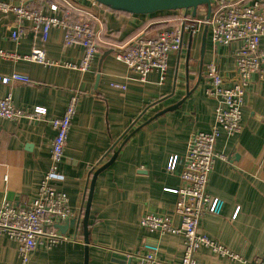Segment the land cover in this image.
Listing matches in <instances>:
<instances>
[{
    "label": "crops",
    "instance_id": "1",
    "mask_svg": "<svg viewBox=\"0 0 264 264\" xmlns=\"http://www.w3.org/2000/svg\"><path fill=\"white\" fill-rule=\"evenodd\" d=\"M260 1L264 4V0ZM50 2L62 3L58 16L67 14L72 21L93 20L100 46L92 68L81 72L72 67L80 65L84 49L79 45L65 46L63 29H52L42 44L40 33L26 22L24 36L15 43L11 34L19 21L13 13L0 12V50L23 57L35 48H43L55 64L0 59V79L14 73L29 78L27 84L13 85H4L0 80V99L10 94L15 108L44 107L48 117L53 118L62 116L71 97L79 94L60 165L64 179L53 184L56 190L68 195L75 217L82 207L83 214L86 210L96 170L118 149L119 153L114 163L97 177L88 221V245L81 224L71 228L60 223L56 229L72 241L51 249L39 246L29 264H85L86 249L88 264H138L135 255L144 254L145 245L158 246L160 260L180 264L184 237L150 233L140 226V220L151 212L173 218L174 225H180V218L174 215V190L181 186L182 165L178 163L172 174L167 172V165L171 158L180 160L185 155L193 133L210 131L217 102L207 96L205 66L214 62L227 86H231L237 74L236 53L241 43L216 45L210 28L201 25L195 34L184 36L179 53L169 56L164 80L158 73H151L146 82H140L138 75L117 61L114 54L134 45L139 37L155 36L161 28H172L191 18V10L138 16L105 10L93 0H29V6L49 14ZM204 16L207 8L200 7L196 19ZM260 48L264 50V38ZM252 80L257 77L252 76ZM54 136L55 131L47 122L0 118V204L6 196L14 206L25 207L37 195L50 167ZM215 150L227 156V161L216 162L207 191L222 199L224 208L219 216L204 214L199 230L246 260L262 257L264 86L248 87L241 133L234 138L221 134ZM196 260L197 264H241L207 248L196 253ZM0 264H22L17 243L6 235H0Z\"/></svg>",
    "mask_w": 264,
    "mask_h": 264
},
{
    "label": "built area",
    "instance_id": "2",
    "mask_svg": "<svg viewBox=\"0 0 264 264\" xmlns=\"http://www.w3.org/2000/svg\"><path fill=\"white\" fill-rule=\"evenodd\" d=\"M61 4L50 2L49 14H46L39 7H30L29 0H0V12L16 15L19 26L12 32L11 39L17 44L25 34L26 22L32 24V30L40 33L42 44L48 40L52 29H63L65 46L79 45L84 49L80 65L72 67L87 72L92 68L98 53L100 36L90 18L72 21L67 14L58 16L63 7ZM64 4L69 9L72 8L67 2ZM97 21L101 23L102 19L98 18ZM201 25L210 28L212 41L216 45L227 47L233 42L241 43L236 53V78L231 86H227L226 78L214 62L205 66L206 93L217 102L214 124L208 132L193 133L188 140L185 155L180 160L177 157L171 158L167 165V172L171 174L175 172L178 163L182 165L179 175L181 186L174 190L177 194L174 215L180 218V225L175 226L173 218L149 212L141 218L140 226L150 233L183 236L184 253L180 264H197L196 253L202 248L241 264H264V255L246 260L199 230L204 214L219 216L224 208V201L211 196L207 191L216 162L227 161V156L215 150L216 142L223 133L228 138L241 133L246 91L256 84L264 86V50L260 48L264 38V4L260 0H213L209 18L183 19L172 28H161L155 36L139 37L134 45L119 50L114 56L137 74L140 82H146L151 73H158L160 79L164 80L169 68V56L179 53L184 36L195 34ZM0 59L55 65L47 58L43 48H35L29 56L23 57L0 50ZM254 75L257 77L256 81L252 80ZM0 80L4 85L29 83L28 77L18 73L3 76ZM79 99V94L75 93L62 116L53 118L48 117V111L44 107L32 110L15 108L10 94L0 99L1 119L47 122L55 131L51 143L50 167L40 182L37 195L25 207L14 206L6 196L0 204V235H6L17 243L22 264H29L39 246L51 249L72 241L70 237L59 233L56 225L76 218L75 213L68 195L56 190L53 184L64 179L60 165L64 160ZM145 249L144 254L135 255L138 264H170L158 258V246L145 245Z\"/></svg>",
    "mask_w": 264,
    "mask_h": 264
},
{
    "label": "water",
    "instance_id": "3",
    "mask_svg": "<svg viewBox=\"0 0 264 264\" xmlns=\"http://www.w3.org/2000/svg\"><path fill=\"white\" fill-rule=\"evenodd\" d=\"M93 1L103 5L106 8H109L110 10L132 14V15H138V16L154 15L162 12L191 10L193 14L192 17L197 18L196 16L198 9L200 7H206L207 18H209L212 10L213 0H93ZM127 139L128 138L124 140L121 147L123 146V144ZM118 153H119V149L113 154L112 158L105 165H103L101 168L96 170V172L94 173L90 184L88 202L84 214L82 207L81 212L76 218H73L68 222H66V224L71 228H75V227L79 228L80 224L83 226L85 232L84 242L86 245H88L89 243L88 221H89L91 202L93 198L97 177L101 172L109 168L114 163V161L118 156ZM67 225H65V227H68ZM58 228L60 230H63V226L58 225ZM88 257H89L88 249H86L85 264H88Z\"/></svg>",
    "mask_w": 264,
    "mask_h": 264
},
{
    "label": "trees",
    "instance_id": "4",
    "mask_svg": "<svg viewBox=\"0 0 264 264\" xmlns=\"http://www.w3.org/2000/svg\"><path fill=\"white\" fill-rule=\"evenodd\" d=\"M173 12H176V11H171V12H162V13H173ZM157 14H159V13H157Z\"/></svg>",
    "mask_w": 264,
    "mask_h": 264
},
{
    "label": "rangeland",
    "instance_id": "5",
    "mask_svg": "<svg viewBox=\"0 0 264 264\" xmlns=\"http://www.w3.org/2000/svg\"><path fill=\"white\" fill-rule=\"evenodd\" d=\"M203 18V17H202ZM202 18H199V19H202Z\"/></svg>",
    "mask_w": 264,
    "mask_h": 264
}]
</instances>
